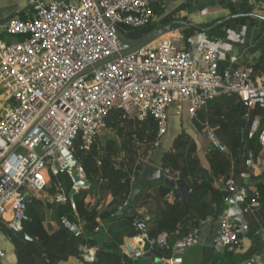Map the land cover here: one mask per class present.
<instances>
[{"label":"built area","instance_id":"2783aa9c","mask_svg":"<svg viewBox=\"0 0 264 264\" xmlns=\"http://www.w3.org/2000/svg\"><path fill=\"white\" fill-rule=\"evenodd\" d=\"M220 1L264 8V0ZM29 3L30 18L15 16L0 25V227L4 224L13 233L23 230L30 219L29 205L34 198H42L53 177L67 174L72 188L75 170L86 179L74 153L75 144L79 141L81 149L90 150L114 111H120L125 120L154 118L158 124L150 146L154 149L169 129V110L176 108L177 115L184 113L190 122L199 124L213 148L232 158L228 145L201 114L221 96H239L248 111L264 108V74L254 75L246 67L221 68V41L205 33L190 37L189 48L182 46L178 35H172L123 54L130 46L116 31L127 37L129 30L124 32L121 27L136 29L155 22L154 0ZM3 34L17 40L6 41ZM257 133L264 145L259 114L253 117L248 137ZM244 156L248 169L241 177L249 179L256 162L252 150ZM144 163L152 164L147 159ZM223 186L225 208L216 219L210 243L216 253L240 246L247 232L246 217L260 206L259 192L253 191L249 198L246 188L236 181L233 165ZM58 188L56 200L66 202L64 187L59 184ZM60 224L75 237L85 235L83 225L74 219L62 216ZM256 236L261 251L241 264H264V226L256 230ZM167 237L164 233L156 240L172 251L167 264H184L185 251L199 243L195 230L171 247ZM125 248L133 259L144 255L132 243L127 242ZM4 257L0 244V264Z\"/></svg>","mask_w":264,"mask_h":264},{"label":"trees","instance_id":"16d2710c","mask_svg":"<svg viewBox=\"0 0 264 264\" xmlns=\"http://www.w3.org/2000/svg\"><path fill=\"white\" fill-rule=\"evenodd\" d=\"M221 2H226L233 14H250L253 9L243 5L235 7L228 1ZM230 20L219 24L209 34H214L215 31L224 34L222 28L227 26ZM235 20L243 24L259 21L252 16ZM153 31H157L156 26L149 24L129 30L126 35L129 39L139 40ZM194 32V27L184 32L187 41ZM215 36L220 35L215 34ZM252 70L254 75L264 74V43L259 58L252 64ZM257 114L262 116V126H264V108L257 106L248 111L237 95L221 96L211 101L207 111L201 114V118L208 119L210 124L217 128L219 137L225 135L229 138L227 144L232 158L211 146L209 151L211 161L207 167H204L200 165L195 143H190L188 136H179L174 142V148L164 154L162 168L169 173L179 171L181 176L190 177L192 186L189 194L170 202L168 195L171 187L163 181L156 182L144 187L145 189L135 200L136 208L145 207L147 211L140 212L137 209L130 215L119 214V212L120 208L130 200L131 190L144 166L143 162L139 161L137 141L149 148L148 153L152 142L157 137L158 124L152 117L141 122L125 120L120 111H114L106 119L105 129L115 132V137H119V140L105 133L96 139L90 150L81 149L79 141L76 142L74 149L75 156L85 171L86 179L90 183H97L99 193L111 194L113 200L105 209L91 206L86 202V198L92 190L81 189L74 195L72 202L69 198L73 185L72 179L67 174L53 177L47 192L54 197L50 201L49 199L34 200L29 205L30 219L25 223L23 230L30 238L8 230L14 234L18 264H60L71 257L83 259L82 247L94 246H98L95 258L93 261H85V264H141L142 258L133 259L124 251L125 238H134L142 234L137 227L138 221L145 220L153 240H157L164 233L167 234L170 247L175 241L199 228L211 215L215 221L225 208L226 193L219 176L228 177L233 165L236 181L245 186L247 182L244 177H241V173L248 169L244 156L248 150L253 151L255 162L261 169L259 175L252 174L248 182L253 183L259 192L258 215L264 226V145L259 142L258 133L252 138L248 137L250 124ZM247 115L248 120L243 135L241 124ZM197 126L200 130L199 124ZM230 129L233 131H229ZM58 183H61L66 190L68 196L66 202L56 200L59 193ZM253 195L252 192H248L249 198ZM48 208L53 210V215L57 219L67 216L83 223L85 235L75 237L61 224L56 229L46 227V209ZM86 209L89 211L86 212ZM101 221H106L107 226L102 227ZM97 228L99 229L96 230ZM257 239L259 241L258 237ZM150 246L151 243L146 241L145 249ZM262 247L259 241V249ZM205 253L207 257L202 264L207 262L241 264L256 254L250 251L243 252L240 247L231 252L220 253H216L213 248H208ZM155 254L169 258L172 256V251L171 249L155 250Z\"/></svg>","mask_w":264,"mask_h":264},{"label":"crops","instance_id":"0c3cea01","mask_svg":"<svg viewBox=\"0 0 264 264\" xmlns=\"http://www.w3.org/2000/svg\"><path fill=\"white\" fill-rule=\"evenodd\" d=\"M44 1H50V0H44ZM191 2L196 3L197 6L203 4V7L202 8L197 7L191 9L190 6ZM212 2H215L216 5L211 7L210 3ZM219 2L221 1L220 0H195V1L154 0L153 6L157 14V19L155 21L156 29L157 30L162 28L169 29L168 32L161 34L158 37V39H164L172 35L174 36L178 35L180 37L182 46L189 48L190 45L186 37L184 36V32L194 27L195 32L191 37H194L200 33H205L207 36L211 38H217L221 41V57H220L221 68L227 69V68H236V67H246L252 69V64L255 62L257 58H259L261 54V48L264 43V13H259L258 12L259 10L256 9L255 7L252 9V12L250 14H244V13L233 14L232 12H230V10L225 9L222 5H220ZM258 8L264 9L262 7H258ZM235 15H242V16L234 18L233 16ZM15 16L20 18L22 17V19L23 18L28 19L32 16V9L29 0L0 1V25H5L9 21V19ZM244 16L256 17L259 21H257L255 24H249V23L243 24L240 22L236 23L235 21H233L235 22L234 25H232L231 22L228 26L222 28V31L225 32L224 38H222V36H215V34H209V32L212 29L216 28V27L212 28V26L217 23L218 25L221 24L222 19H225V21H227L230 19L234 20ZM210 17H213V19L209 20L211 26L207 27L203 25L202 21H204V18L206 20L207 18ZM8 36L10 37L8 39H12L11 41L17 40V37L14 36L8 34L2 35L3 39H5L6 41H8L7 40ZM232 57H235L236 61L234 62L231 61ZM176 111H177L176 108H172L169 110V129L167 133L161 138L160 145L152 149V151H149L148 152L149 154L146 155L149 156L150 158L149 160L152 162V164L157 168L161 169V171H156L154 170L155 168H153L152 170H144V166H145L144 159L141 160L143 161L144 166L140 171L138 181L136 182L135 185L137 184L140 185L142 187V191L145 189L144 187H148L149 185L155 184L156 182L163 181L164 176H168L174 180L188 178L191 182L190 177L181 176L179 171L175 173H169L168 170L165 171L162 168V160L164 154L166 152L171 151L174 148L175 140L181 135L188 136L190 139V143L192 142L195 143L197 148L196 154L200 159V165L207 167L210 164L211 161V157L209 156V151L211 150L210 143L207 141L205 136L200 132L197 124L194 125L192 122H189L187 116L184 113L182 115H177ZM229 131H233V130L230 129ZM220 138L225 144H227L229 141V138L225 137V135H222V137ZM202 152H205L206 155L203 156ZM2 164L3 161L0 160V172L2 171ZM257 165L258 163H256L254 168L252 169V174L255 176L259 175L261 171L260 167H258ZM219 177H220L219 180L223 182L225 176H219ZM245 180L247 184L244 186V188H247L248 192L251 193L257 190L256 186L253 183L248 182V179ZM188 183H185L183 186L178 187V191L180 195L179 198H183L187 196L188 187H189ZM58 184L61 185V183ZM49 187H50V183L46 187L45 191L41 193L42 196V198H40L41 200L49 199L48 201H50L54 197L48 194L47 188ZM134 187L132 188L131 193ZM179 198L175 197L171 188V191L168 195V200L170 202H173L174 200ZM40 199L34 198L33 201ZM112 200H113V196L111 194L103 195L99 193V190H98V195H95L94 190H92L90 193H88L86 198L87 203H89L91 206H98L100 209H105L111 203ZM134 208L135 211L138 209L136 208V206H134ZM259 208L246 217L247 232L242 235V242L240 243L239 246L243 252L250 251L257 254L261 251V249H259V241L257 239L255 232L260 226H262V223L258 215ZM138 210H140V212L147 211L145 207L139 208ZM49 211H50V221L48 220ZM88 211L89 210L86 209V212ZM46 213H47V218L45 222L46 227H48L49 229H56L60 224V219L54 217L52 209L49 208L46 209ZM78 222L80 223V221ZM81 224L84 227V224L83 223ZM100 224L102 227H106L108 223L106 221L105 222L101 221ZM215 228H216V220L215 221L213 220V222L206 221L199 228L195 229L196 233L199 236V243L185 251V253L183 254L184 264L204 263L207 257L205 250L206 249L208 250V248H212L210 246V243ZM13 236L14 234L9 232L6 226L3 224L0 229V244L2 245L5 251L3 264H18V258H17L16 247L14 244ZM146 241L148 240L143 234L134 238H125L124 251H126L125 244L129 242L135 246H139V248L143 249L145 254V252L149 250L151 247L150 246L149 248L145 249ZM97 247L98 246L82 247L83 259L71 257L69 258L68 261L62 262L60 264H85V261H93L95 258ZM191 252H194L193 254L198 256L197 258L198 262L195 263L188 262L186 256ZM141 258L143 259L141 261V264H160L159 261L161 259L163 261L166 260V258L164 257L157 256L155 254V251L153 256L144 257L143 255ZM207 264L210 263L207 262Z\"/></svg>","mask_w":264,"mask_h":264},{"label":"water","instance_id":"95a60500","mask_svg":"<svg viewBox=\"0 0 264 264\" xmlns=\"http://www.w3.org/2000/svg\"><path fill=\"white\" fill-rule=\"evenodd\" d=\"M252 15H254V14H252ZM239 16H242V15H235L233 17L236 18V17H239ZM223 22H225V19L222 20V23ZM217 25H218V23L213 25L212 28L217 27ZM168 30H169L168 28H162V29H159L157 31H153V32L149 33L148 35H146L145 37H143L142 39H139V40L128 39L127 37L122 35L120 32H118V31H116V32H117L119 38L122 41H124L125 43L129 44L130 48L125 50V51H123V54H127V53L133 52V51L139 49L140 47H142V46H144V45L156 40L161 34L168 32ZM110 59H108V60H110ZM102 63H103V61L97 63L95 65V67L101 65ZM90 69H92V68H90ZM246 123H247V120L243 119L242 124H241V131H242L243 135H244ZM101 132L104 135L106 133V129L103 128L101 130ZM153 168H155L154 170H156V171H161V169L157 168L153 164H148L147 163L144 166V170H152ZM72 175H73V178L76 181V183H75V188H72L71 192L69 193V198H70L71 201H73L74 195L77 193L76 189H91V190H94L95 195H98V187H99V185L97 183H90L88 180L82 178L80 173L77 170H75ZM163 182L166 185H168L169 187H171L175 197L179 198L180 195H179L178 187L183 186L185 183L190 182V180L188 178L174 180V179H172V178H170L168 176H164ZM188 185H189V187H188L187 195L190 192L192 183L190 182V183H188ZM246 190L248 192L247 188H246ZM141 191H142V187L140 185H138V184L135 185V187H134V189H133V191L131 193L130 200L125 204V206L122 208V210L120 211L119 214H130L131 215V214L135 213V208H134L135 205H134V203H135V200H136L138 194ZM48 220L50 221V211H49V214H48ZM213 220H214V217H213V215H211L208 218L207 221L213 222ZM137 227L142 231V234L151 243V247H150L149 250H147L145 252L144 257L153 256L155 250H161V251H165L166 250L165 246L158 245L157 241L152 239V237L150 236V233H149V231L147 229V226L145 224V220L144 219H141L140 221H138ZM19 234L24 236L25 238H30L26 234V232L24 230H22ZM159 263L160 264H167V262L163 261L162 259L159 261Z\"/></svg>","mask_w":264,"mask_h":264},{"label":"rangeland","instance_id":"374dc122","mask_svg":"<svg viewBox=\"0 0 264 264\" xmlns=\"http://www.w3.org/2000/svg\"><path fill=\"white\" fill-rule=\"evenodd\" d=\"M1 1V0H0ZM190 1H195V0H190ZM211 4V7L212 6H215L216 5V3L215 2H212V3H210ZM219 4L220 5H222L225 9H227V10H230V12H232V9L226 4V2H219ZM190 6H191V9H194V8H202L203 7V4H201L200 6H197L196 5V3H193V2H191L190 3ZM256 9H258L259 11V13H264V9H260V8H258V7H256ZM219 17H221V16H219ZM211 19H213V17H210V18H207L206 20H205V18H204V21H202V24L203 25H205V26H211L210 24L211 23H209V20H211ZM215 19H218V18H215ZM222 20H224V19H222ZM221 21V20H220ZM233 21H235L236 23L237 22H239V21H237V20H231L229 23H227V26L232 22V25H234L235 24V22H233ZM249 24H255L256 22H248ZM152 25H155V22H153V23H151ZM226 26H224V28H225ZM120 30H122V31H124V30H135V28H132V27H126V26H123L122 28H120ZM125 32V31H124ZM214 34H216V35H220V36H222V38H224V34H220V33H218V31H215V32H213ZM8 38H10L9 36L7 37V40L8 41H11L12 39H8ZM190 122V121H189ZM195 125V124H194ZM106 133L108 134V136L109 137H114V138H116L115 136H116V133L115 132H113V131H107L106 130ZM102 134V133H101ZM101 134L99 135V136H101ZM98 139V138H97ZM101 139V138H100ZM116 139H118L119 140V137L118 138H116ZM137 146L139 147L138 148V154L140 155V160L139 161H141L142 159H147V160H149L150 158H149V156H146V155H148L149 153H147V149H149L148 147H145V145H138L137 144ZM206 148V147H205ZM150 151H152V149L150 148ZM206 151V150H205ZM202 155L204 156V155H206L205 154V152H202ZM194 252H191V253H189L187 256H186V258H187V260H188V262L189 263H195V262H198V256L197 255H194L193 254Z\"/></svg>","mask_w":264,"mask_h":264},{"label":"bare ground","instance_id":"6f19581e","mask_svg":"<svg viewBox=\"0 0 264 264\" xmlns=\"http://www.w3.org/2000/svg\"><path fill=\"white\" fill-rule=\"evenodd\" d=\"M231 252V251H230Z\"/></svg>","mask_w":264,"mask_h":264}]
</instances>
